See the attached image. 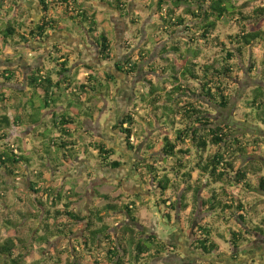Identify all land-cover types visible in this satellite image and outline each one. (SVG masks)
Here are the masks:
<instances>
[{"label":"trees","instance_id":"trees-1","mask_svg":"<svg viewBox=\"0 0 264 264\" xmlns=\"http://www.w3.org/2000/svg\"><path fill=\"white\" fill-rule=\"evenodd\" d=\"M34 1L41 10L40 17L25 25L23 15H14V9L21 6V0H0V38L3 42L11 40L14 45L21 41L42 43L54 32H73L71 25L65 26L59 22V15L55 16L58 12L64 21H70L83 31V38L97 48L99 60H112V40L100 30L96 14L89 12L87 7L93 5L95 0ZM97 1L107 4L121 17H127L132 24H142L140 15L128 18L130 0ZM138 1L155 10L156 18H153L150 26L155 37L148 38L160 43L165 36H173L184 28L190 34V41L178 38L163 46L159 53L163 62L151 61V49L144 45L134 55L115 63L116 70L129 78H135L144 66L156 76L155 80L153 76L145 79V89L134 91V97L147 106L149 115L155 120H148L147 123L159 122L167 127L160 133V155L163 160L172 159L173 164L169 169H162L164 173L160 175L161 169L156 162L144 163L143 159H139L134 164L135 171L141 172L142 168H146L161 190V201L156 202L157 206L162 203L169 210L177 211L181 202L183 209H186L187 202L184 200L187 194H191L197 201V207L201 200L199 192L204 188L208 193L203 196L202 203L214 215L221 209L223 213L217 216L228 224L229 217L224 212H229L234 206L243 213L246 209L241 198L237 204L236 200L223 202L220 194L224 192L219 190H223L226 184L230 187H253L248 181L249 172L245 168L236 169L234 163V160L249 156V146L234 136L235 130L231 125H215L200 101L220 108L229 106L232 98L229 79H233V74L245 57L251 58L252 45L264 41V5L243 11L245 5H237L235 0ZM230 16L235 17L239 29L221 38L219 25ZM141 33L139 27L135 38H139ZM210 48L216 49L215 54L206 58ZM64 50L66 48L61 44L53 43L45 58L50 66L46 68L43 63L27 75H23L18 66H6L0 71V78L6 83L24 86L10 92H0V170L12 179L30 178L28 190L33 193L38 209L33 213H20L22 219L33 222L30 240L44 244L64 237L68 241L67 246L74 244L69 252L67 246L63 249L56 247L58 256H50L54 264H148L151 259L176 252L174 244L152 233L143 236L141 228L144 225H135L138 222L136 212L140 208L137 204V200H140L138 194L128 197L126 203L120 205L109 195L96 191V197L105 200V203L92 206L81 216L72 209L73 199L79 193L72 188L68 192L63 187L48 184L46 173L51 178L58 177L63 165L89 150L103 168L117 169L122 164L119 159L113 158L116 150L105 141L80 143L74 133L81 131L84 118L95 117L99 107L93 102L94 97L105 96L112 101L111 88L117 84L116 76L85 64V78L78 79L76 70L71 73L72 58ZM69 51H73L72 48ZM251 62L250 66H253L254 61ZM262 64L264 67V61ZM243 102L246 111L241 117V124H264V85L252 88ZM60 105L63 108H59ZM49 108L54 110L49 123H45L42 116ZM136 117L137 112L129 109L114 125L115 130L125 135L130 149L135 147L130 138L137 132ZM29 128L32 129L26 132ZM12 132L18 135L12 138ZM20 133L23 136H19ZM87 133L91 135L90 131ZM27 139L32 142L29 143ZM152 143L149 141L145 149L155 151ZM257 146L260 148V145ZM212 147L214 151H211ZM256 166L253 172L257 171V184L259 190L264 192V175L260 173L262 167ZM194 172H197V176L192 178ZM173 188L180 191L176 200L166 195ZM5 194L0 197L4 199ZM60 204L61 207H58ZM113 212H124L130 222L117 227L111 225L109 220ZM161 213L170 219L171 211ZM243 213L238 215L243 224L241 228L227 225L228 237L219 233L218 227L199 225L196 227L198 232H194L195 229L192 231V236H196L192 247L208 256L219 249V244L213 240L214 235L224 239L232 249H240L254 236L264 240V216L260 222H256ZM181 216L193 228V221L184 214ZM4 223L13 228L22 224L10 219H4ZM75 228L81 230V234L73 238ZM10 231L2 235L3 229H0V264H26L24 253L16 252V248L23 245L27 249L28 240L16 237ZM64 253L65 257H62ZM230 256L237 258V254Z\"/></svg>","mask_w":264,"mask_h":264},{"label":"rangeland","instance_id":"rangeland-1","mask_svg":"<svg viewBox=\"0 0 264 264\" xmlns=\"http://www.w3.org/2000/svg\"><path fill=\"white\" fill-rule=\"evenodd\" d=\"M235 3L240 6L244 4L243 11H250L256 6L264 5V0H235ZM129 6L130 15L128 18L140 15L141 25L132 24L127 17H121L118 12L103 2L95 0L93 5L87 6L89 12L96 14L100 30L104 31L112 40V60L108 62L99 60L97 48L92 42H88L87 38H83V31L76 26L74 27V24L70 21H64L62 16L57 14L58 12L55 13V16L59 15V22L64 23L63 25L65 26L67 24L72 26L73 32L71 34L62 30L51 34L42 43H25L21 41L17 45H14V41L3 42L0 38V71L6 66H18L23 75H27L34 67L42 65V60L44 66L48 68L50 63L47 59L44 60L48 49L51 48L53 43H59L62 47L66 48L64 51L70 54L72 58L71 73L76 70L78 72V79L83 80L85 78V73H87L85 64L93 66L100 72H108L116 76L117 84L111 88L112 101L108 100V97L105 96H98L93 99V102L99 107L96 110L95 117L98 116L97 120L99 119L101 124H105L109 116L108 112L103 114L102 112L110 109L111 105L116 101L117 104H123V110L134 109L137 112V132L130 138V142L135 146L133 149L128 147L125 135L114 129V125H117L121 120V115L113 116L112 121H109L110 124L107 123L102 129L99 128L98 130L91 127V135L89 136L78 131L74 132L76 133V138H79L80 143L82 141L103 140L109 146L114 147L116 153L113 158L119 159L122 162L117 169L101 167L95 156H92L93 152L89 150L88 153H82V159L71 160L63 165L58 177L51 178L50 174L46 173L48 184L53 187H63L68 192L72 188L73 191L79 193V196L73 199L72 209L81 216L85 215L87 210L92 206H101L105 203V200L96 197V193H94L96 191L109 195L111 199H114L120 205L126 203L128 197L138 194L140 200H137V204L140 208L136 212L138 222L135 225L137 226L138 223L144 225L141 228L144 231L143 236L152 233L157 235L159 239H164L176 246V252L166 253L163 256L151 259L148 264H206L207 262L211 264H264V240L257 236L252 237L240 249H232L224 239L214 235L213 240L219 244V249L208 256L201 254L200 250L192 247V243L196 239L195 235L192 236V231L195 229L194 232H198V228L196 227L199 225L208 224L218 227L217 231L224 233L227 237L228 224L236 229L243 226L238 219V215L243 212H240L233 203L234 207L229 212L228 210L224 212L229 217L227 220L228 224L225 222L226 220H221L220 216H217L218 213H223L221 209L215 212L217 215H214L212 214L213 211H208L207 207L202 203L203 196L208 193L204 188L199 192L201 200L197 207L195 205L197 201L194 200L191 194H187V199L184 200L187 202L186 209H183L184 207H182V203L180 202L178 203L177 211L169 210L166 204L160 203L159 206L156 205V202L161 201L162 194L147 169L142 168L141 172L135 171V162L143 159L144 163L156 162V166L161 169L159 174L162 175L164 173L162 169H169L173 164V160L170 158L163 160L160 155V133H162V130L166 126L164 127L159 122L147 123L149 122L148 120L152 121L153 117L149 115L147 106L137 101L136 96L134 97V91L144 88L145 79L153 76L152 78L155 80L156 76L149 73L148 67L144 66L135 78H129L116 70L115 63L134 55L137 49L144 45L151 49V61L157 63L163 62L160 59L162 55L159 54L162 47L171 44L178 38L190 41L188 39L190 34L184 28H181L173 36H165L160 43H155L154 40L148 38L149 36L155 37L154 30L150 27L153 18H156L154 16L155 10L147 8L144 2H139L138 0H130ZM16 14L18 16L23 15L25 25H27L30 23V20L36 21L40 17L41 10L34 0H21V6L14 9V15ZM139 27L142 30L141 36L135 38L136 29ZM262 28L264 30V20ZM238 29V22H236L235 17L230 16L225 18L219 25L220 37L224 38L226 34L236 32ZM225 42L231 47L227 40ZM85 43L89 44L86 57L82 56L81 52L82 46ZM70 48L73 51H69ZM207 51L206 58H211L215 54L216 49L210 48ZM250 53L251 58L245 57L244 61L240 62L239 69L233 74V79H229L228 81L230 87H232V98L229 106L227 108H220L211 106L206 101H200V104L204 105V109L209 111L208 116L214 121L215 125H231L235 130L234 136L240 139L242 143L248 144L249 156L241 160H234V163L236 164V169L245 168L249 172L248 181L253 187L248 188L243 185L230 187L226 184L225 188L219 191L224 192L220 194V197L226 203L236 200L237 204L238 199L241 198L246 209V212L243 213L245 217L260 222L264 216V192L259 190L255 174L257 171L254 173L253 170H256V165H259L262 167L260 173L264 175V124L245 123V125H242L241 117H244L246 111L243 99L252 88L264 85V67L262 64L264 61V41L254 43ZM167 55H170V53H167ZM163 56H166V54H163ZM252 60L254 64L250 66ZM17 87L21 88L24 86L23 84H9L0 78V92H10ZM109 125L112 127H109ZM31 129H27L26 132H29ZM14 135L18 134L12 132V138L15 137ZM19 136L23 135L20 133ZM27 141L29 143L32 142L28 139ZM149 141L153 142L155 151L145 149V145ZM255 142L256 145H254ZM257 145H260V148ZM214 150L215 148L212 147L211 151ZM196 176L197 172L192 173V178ZM29 179L27 176L12 179L6 177L0 170V195L6 192L4 199L0 197V229H3L2 235H7V230H11L10 233L15 234L16 237H25L28 240L26 243L27 249H24L23 245H19L16 248V252L24 253L26 264H54L52 258L58 256V248H65L68 241L64 237L52 239L49 243L44 244L34 243L30 240L29 233L33 222L31 223L22 219L20 214L37 212L38 209V206H36L37 202L33 200V193L28 190ZM179 185L180 182L178 183ZM179 193L180 191L173 188L166 195L171 200H176ZM35 196L38 197L37 195ZM167 205L169 204L167 203ZM58 207H61V204ZM192 209L194 211H191ZM166 211H171L170 219L161 213H166ZM124 214V212L111 213L109 220L111 225L117 227L121 224H128L130 221ZM183 214L185 215L184 217L187 216L188 220L193 221V228H190V222L187 223L183 220L181 216ZM4 219H10L13 222L15 221V223L22 224L13 228L5 224ZM79 234H81V230L75 228V234L71 237H77ZM67 247H69L67 249V252H69V249L71 251L74 244ZM222 253L225 255H220ZM231 254H237V258H231ZM50 256L53 257L50 258ZM101 256L99 254L98 257L101 258ZM62 257H65V253Z\"/></svg>","mask_w":264,"mask_h":264},{"label":"crops","instance_id":"crops-1","mask_svg":"<svg viewBox=\"0 0 264 264\" xmlns=\"http://www.w3.org/2000/svg\"><path fill=\"white\" fill-rule=\"evenodd\" d=\"M54 33H58V32H54ZM69 34H71V33H69ZM88 48H89V44H87V43L83 44L82 49H81L82 56L86 57V55H87L86 53H87ZM42 64H43V60H42ZM122 105H123L122 103L121 104L120 103L117 104V101H116L115 103H113L111 105L110 109H106L105 111L102 112V114L108 112V115H109L107 120H106V122H105V124H101L99 122V119L97 120L98 116L94 117L93 119L92 118H90V119L84 118L83 121H82L84 126H82V129H81L80 133L88 134L87 132H89V131L91 132V130H92L91 127H94V128H96L98 130H99V128L102 129L107 123H109V121H112L113 116H115V115L123 116V113H125L126 111L123 110V108H122L123 106ZM59 108H63V105H60ZM53 110H54L53 108L52 109L49 108V109L45 110L44 115L42 116V121L43 122L49 123V120H50V117H51V112ZM101 115H99V117H101ZM111 125H112V123H111ZM111 125H109V127H112ZM82 155L83 154H80V156L78 158H76L74 161L82 159L83 158Z\"/></svg>","mask_w":264,"mask_h":264},{"label":"flooded vegetation","instance_id":"flooded-vegetation-1","mask_svg":"<svg viewBox=\"0 0 264 264\" xmlns=\"http://www.w3.org/2000/svg\"><path fill=\"white\" fill-rule=\"evenodd\" d=\"M253 260V259H252ZM197 262H200V261H197ZM200 264V263H199Z\"/></svg>","mask_w":264,"mask_h":264}]
</instances>
